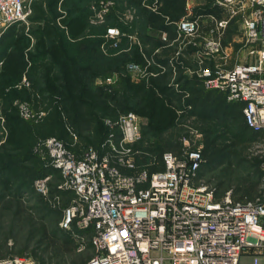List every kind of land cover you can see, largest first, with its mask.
<instances>
[{"label": "built area", "instance_id": "2783aa9c", "mask_svg": "<svg viewBox=\"0 0 264 264\" xmlns=\"http://www.w3.org/2000/svg\"><path fill=\"white\" fill-rule=\"evenodd\" d=\"M27 2L0 0L1 30L27 24ZM215 5L227 13L225 18L196 13L188 6L185 16L173 23L189 46H202L195 67L184 65L185 49H179L175 64L161 63L164 67L159 69L145 56V69L131 64L128 71L137 80L171 67L170 86L177 89L181 65L184 75L201 80L207 90L243 104L246 125L264 133V0H215ZM235 19L243 31L240 41L256 46L250 54L257 59L226 68L222 63L229 53L222 38ZM168 34L163 31L162 39L166 41ZM119 37L120 31L111 29L106 38L116 47ZM145 70L149 73L143 76ZM118 121L120 139L109 140L103 154L89 149L77 159L61 142H46L51 166L62 177L53 188L55 205L65 193L73 195L62 210L59 229L78 242L80 251L91 246L94 255L85 264H241L246 257L264 258V200L240 202L232 190L218 197L215 186L198 182L204 162L200 150L165 154L163 171L138 170L133 146L142 137L140 120L130 112ZM261 168L264 173V164ZM53 178L36 180L35 191L51 196ZM0 264L36 262L20 256Z\"/></svg>", "mask_w": 264, "mask_h": 264}, {"label": "rangeland", "instance_id": "374dc122", "mask_svg": "<svg viewBox=\"0 0 264 264\" xmlns=\"http://www.w3.org/2000/svg\"><path fill=\"white\" fill-rule=\"evenodd\" d=\"M37 1L39 0L27 2L31 12L33 3ZM156 2L158 1L53 0L50 7L51 9L55 7L59 14L54 39L48 37L43 26L33 27L29 24L31 12L26 18L27 24L17 23L13 26L15 28L8 30L7 33L15 30L16 34L7 53L22 51L33 66L44 62L47 67L35 77H29L25 73L19 77L7 76L2 70L7 53H0V260L23 255L33 257L32 253L35 251L41 258L39 263L42 264L43 262L84 264L94 255L90 245L80 251L78 242H72L68 234L59 229L62 210L68 204L67 198H63L59 205H55L53 200L55 191L53 188L60 182L59 179L53 178L50 184L51 196L44 197L37 193L34 183L43 178L45 171L21 160L17 150L12 146L13 125L6 120L4 113V103L10 90L28 89L41 83L50 94L70 93L75 102H94L96 87L105 83L115 85L120 73L112 71L105 78L85 76L81 73L79 67L86 64L85 57L83 58L85 54L77 51L76 47L86 39L95 41L103 39L100 50L105 58L111 56L131 58L132 53L138 50L146 57L151 53L149 60L153 65H158L159 69L164 67L161 65L162 60L157 58L160 53H163L162 57L167 63L165 66L171 62L175 64L179 49L192 50L188 45V39L176 33L174 36L168 34L165 41L162 34L160 36L148 30L149 37L147 32L142 30V11L144 8H152ZM46 10H49L48 6ZM224 14L225 18L227 13L224 11ZM174 27L177 31L176 26ZM111 29L120 31L116 47L106 38ZM93 30H96V33L91 35ZM242 32L239 25L234 38H229L228 31L222 38L228 47L225 51L229 53L226 62L222 63L226 68L240 63L255 62L257 59L256 55L250 54L256 46L240 41H243ZM199 51H202V46L197 47V52ZM88 56L93 59L94 53L88 52ZM65 58H70L73 64L70 66L65 64ZM131 64L134 63H129L128 66ZM170 69L172 70L171 67ZM168 70L169 68L166 69ZM148 73L149 70H145L143 76ZM160 74L162 73H158L156 77H162ZM130 75L132 83L143 84L142 76L133 80L134 75L131 73ZM173 77L174 75L171 82ZM173 86L169 87L172 92L178 91L181 87L174 89ZM132 89L134 91L130 94H125L122 88H116L114 92L116 100L112 106L118 113V119L128 111L136 114L140 120L143 139L135 151L141 167L149 165L153 158L157 160L156 156L150 153L154 149H158L161 155L183 154L189 149L200 150L204 160L200 175L205 182L217 187L219 196L232 190L236 198L243 195L246 201L264 200V185L260 174L264 164L263 138L249 141L242 148L235 147L227 133L225 126L227 122L222 116L196 118L182 111L174 97V99L168 97L167 94L155 96L152 93L148 100H145L139 95L138 88ZM121 104H124L125 111L118 109ZM15 105L24 117L28 116V107L23 102L17 101ZM229 123L228 127H236L233 121ZM78 126L81 135L90 133V128L84 121L79 122ZM108 128H111V124L101 123V130ZM206 149L208 152H205ZM247 193L250 194L251 200L245 198ZM241 264H264V258L246 257L241 260Z\"/></svg>", "mask_w": 264, "mask_h": 264}, {"label": "trees", "instance_id": "16d2710c", "mask_svg": "<svg viewBox=\"0 0 264 264\" xmlns=\"http://www.w3.org/2000/svg\"><path fill=\"white\" fill-rule=\"evenodd\" d=\"M186 1L187 0H161L160 3L156 2L152 8H144L142 11L141 26L142 30L146 33L148 30L158 32L162 29L170 30L173 23L178 22L186 14ZM206 4L200 9L199 13L202 14H214L217 18H224L225 14L222 9L215 5V0H205ZM51 3L53 0H39L32 5V12L29 18V24L31 26H43L48 37L54 39L55 37V25L58 24L59 14L55 7L51 9ZM48 6L49 10H46ZM12 25L4 31L0 38V53H7L10 49L11 43L13 42L15 30L7 33L8 30L15 28ZM239 24L237 19L233 20L232 24L228 29L229 38H234L236 29ZM96 30L91 31V35H94ZM103 39L85 40L77 46L76 50L80 51L81 54H85L83 58L86 60L85 65L79 67L81 73L85 76H93L95 78H105L112 71L119 72L120 76L118 82L114 84H103L97 86L94 95V102L90 101H79L75 102L72 95L59 93L50 94L43 87L41 83L33 85L28 89H14L10 90L9 96L6 98L4 103L5 118L10 122L12 127V146L17 150L18 156L21 160L28 162L31 166L39 169H43L46 175H52L55 179L62 180L61 174L55 168L51 166L52 160L49 155L46 142L49 139H55L61 142L68 151L72 152L77 159H80L82 154L89 149L99 151L100 154L105 153L109 140L118 141L120 139L119 134V119L118 113L114 110L112 103L115 102L116 95L114 94L116 88H122L125 94H130L134 89L138 88L139 95L143 96L145 100H148L149 95L152 93L155 96L167 94L168 97L175 98L182 111L186 114L193 115L201 119H207L208 116L215 115L221 117L227 122V133L233 140L235 147H244L249 141L257 138L264 139V133H257L250 129L243 117L242 109L243 104L229 102L225 95L218 92L207 90L203 82L196 78H190L184 75V69L178 68L177 83L180 84L178 91L172 92L169 90L173 72L168 70L160 74L162 77H154L150 75L144 79L143 84L135 85L132 83L130 78V72L128 71V64L134 63L139 64L143 69L146 68V57L145 55L135 50L132 53L131 58L125 56H111L109 58L103 57L100 50ZM85 48V51H83ZM92 48H94L92 50ZM89 49V50H88ZM88 50V51H87ZM94 53V58H88V52ZM148 59L150 58L147 57ZM70 58H65V64L72 65ZM4 67L7 76L19 77L23 73L29 77H35L43 69L47 67L44 62H39L32 65L28 56L22 51H10L7 53L4 59ZM191 63L184 60V65L189 67ZM51 68V67H49ZM153 73H156V69L149 68ZM66 70V69H65ZM73 77V73L70 74ZM70 87L72 86L71 83ZM173 98V99H174ZM17 101L23 102L28 107V116L24 117L15 105ZM123 105V106H121ZM118 106L121 111L124 110V104ZM99 112V110H101ZM130 112H125L127 114ZM122 114V115H124ZM121 115V116H122ZM120 116V117H121ZM119 117V118H120ZM82 118V119H81ZM84 121L90 128L88 135H81L79 129V122ZM230 121L236 124V127H228ZM107 122L111 124V128L101 130V123ZM141 140L133 146V151L136 154L135 148L141 143ZM152 149V148H151ZM196 150V149H192ZM158 149L151 150V155L160 159L157 162L153 158L152 162L147 166H140L137 160V169H146L150 172L163 171V154L158 153ZM205 152H208L206 149ZM185 153V151H184ZM183 153V154H184ZM183 154H173L176 156H183ZM235 155H237L234 152ZM47 173V174H46ZM262 179L264 173L260 169ZM198 182H205V180L199 175ZM222 187V185H219ZM217 188V187H216ZM218 193V189H217ZM218 197L219 194H217ZM223 196V195H222ZM235 196V195H234ZM64 198H67V203L73 198L72 193H65ZM243 195L235 199L240 202H247L243 199ZM245 198L251 200L250 194H246ZM249 202V201H248ZM70 237V235L68 234ZM70 240L75 242L70 237ZM32 256L23 255L32 259L36 264L41 259L37 252H33ZM44 264V262H43ZM85 264V263H84Z\"/></svg>", "mask_w": 264, "mask_h": 264}, {"label": "crops", "instance_id": "0c3cea01", "mask_svg": "<svg viewBox=\"0 0 264 264\" xmlns=\"http://www.w3.org/2000/svg\"><path fill=\"white\" fill-rule=\"evenodd\" d=\"M158 1V3H160L161 2V0H157ZM162 3V2H161ZM206 4V1L205 0H187L186 1V7H192V9L196 12V13H199L200 12V9L204 6ZM208 14V13H207ZM206 18V17H205ZM3 31V33H4V31L5 30H1L0 29V38H1V36L3 35V33H1ZM163 31H167L171 36H174V35H176V33H178L177 31H176V29H175V27H174V24H172V27H171V29L170 30H164V29H162V30H160V31H158V32H155V34H160V36H161V34L163 33ZM203 32V31H202ZM147 34H148V36L150 37V34H149V32H147ZM149 37H147V38H149ZM161 38V37H160ZM192 50H189L188 48L186 49V51H184L183 53V55H184V57H185V59H186V61H189L191 64L190 65H188L190 68H192V67H195V63H196V59H197V49L196 48H191ZM150 55H151V53H149ZM162 55H163V53H160V55H158L157 56V58H160V60H162L161 61V63H163V64H167L166 63V61L164 60V58L162 57ZM169 70L171 71V69L169 68Z\"/></svg>", "mask_w": 264, "mask_h": 264}]
</instances>
